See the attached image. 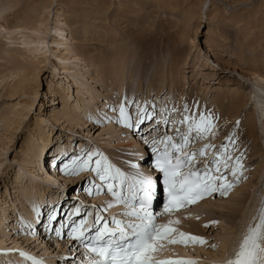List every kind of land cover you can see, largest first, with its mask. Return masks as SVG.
Returning <instances> with one entry per match:
<instances>
[{"label":"rangeland","instance_id":"obj_1","mask_svg":"<svg viewBox=\"0 0 264 264\" xmlns=\"http://www.w3.org/2000/svg\"><path fill=\"white\" fill-rule=\"evenodd\" d=\"M226 1L233 6L228 7L218 0L204 2L189 0L187 3L197 5L198 11L201 12L190 19L192 20L190 22L189 18L184 17L182 13L158 10L153 3L146 0H0V16L9 17L7 18L9 22H1L0 18V23L3 25L10 26L19 20H26L24 17L17 16V13L36 8L41 16L50 18L49 27L61 28L63 26L60 25L67 22L68 25L63 27L65 31L63 35L70 33L69 28L79 30L80 35L85 33L89 41L96 42L98 45L85 51L83 56L81 55L83 60L80 61V56L77 60L74 59L73 54L63 53L67 50V40L61 36L62 31H53L47 40L51 42L60 40L64 43L61 45L58 42H55L56 45L51 43V50L46 60L38 56L33 64L34 60L32 61L30 53L27 54L28 56L19 54L16 59L19 65L17 66V63L9 61V56L3 55L5 59L0 58V144H7L6 150L0 146V235L2 236L0 237L4 240L0 243V264H16L14 257L18 254V250L23 248L58 264H77V257L67 250L62 241L44 240L40 233H37L36 237H30L31 235L25 234L27 230L16 228L9 231L12 232L8 234L10 238H4L2 235L1 226L7 219L10 224L18 216V220L21 218L24 224L31 223L30 215L35 203L33 204L30 200L34 197L26 199L25 207L20 204L21 197H18L15 189L18 186L15 181L18 182V180L19 188L26 185L31 188V183L37 188L39 186L36 184H41L40 194L42 192L44 194L38 201L43 200L44 208L51 199H59L69 207L77 206L85 209L93 207L97 199H91L86 188L92 179L95 181L96 174H93L91 170L76 175H66L64 172L58 178L56 174L62 172V160L51 175L52 170L47 162L50 155L61 150L58 154L60 153L63 158L66 152L67 156L64 159L67 160L68 157H81L90 150L102 153L111 162L120 164L130 175L138 170L147 169L142 165L148 158L142 161L140 159L141 162L137 160L136 163L139 165L137 169L131 166L135 163L133 160L135 153H138V148L141 149L142 142L138 136L142 130L141 127L127 128L119 123L115 119L118 111H113L111 106L118 109L119 105L127 99L134 118L135 104L138 103L142 106L145 104L156 106L160 113L156 119L166 114L164 109L167 108L170 113H173V119L179 120L184 114L185 106L195 113L200 110L201 105H217L216 99L220 98V93L241 87L240 90L248 100L246 106L237 115L238 117L230 116L229 120L223 121V116L228 117L227 111L230 112L229 102L227 103L229 98H226L220 117L222 121L216 124V135L196 140L197 146L193 143L194 145L189 149L193 150L194 147L199 149L207 143L215 145L216 147L210 149L205 157H197L200 162H203L212 158V154L219 150L221 145L229 143L227 137L233 136L236 150L233 151L229 146V152L233 156L243 153V170L238 173V178L228 175V179L234 182V187L228 191L227 195L218 193L207 200L211 203H208L204 209H199L198 212L191 210L193 214L183 215L181 219L188 220L187 226H173L179 231L204 237L206 243L185 245L168 244L165 241V247L160 251H172L178 254L179 260L192 259L198 262L211 260L214 264H225L232 258L243 238L244 234L241 235V233L245 225L255 215L260 198L264 197V121L263 117L259 119L262 108L258 106V97L264 94V80L261 81L257 77V75L264 76V0ZM49 3L53 4L47 10ZM127 3L131 6L122 7ZM95 4L98 5L99 13H95ZM215 5L220 7L222 13L226 15H224L226 18L222 17L219 22L209 19L216 12L213 9ZM120 9H124L125 13H121ZM22 24L25 23L22 22ZM212 30L216 31L213 36L215 43L210 42ZM96 33H104V42L98 43L101 39H95ZM13 41L11 48L21 49L24 46L18 39ZM1 44H4L3 47L6 49V43L1 40ZM59 49L60 51H57ZM92 49L94 51H91ZM111 51L127 54L130 58L126 64L127 70L129 73L133 72L134 80L140 84L139 88L137 85L127 88L129 77L122 86V90L118 88L120 83L113 84L112 69L109 66L118 56L113 55ZM99 53H105L103 57L111 59H100L101 63L95 65L94 62L96 58L98 59L96 56H99ZM184 57V63L176 62L180 66L179 70L175 71V75L170 70L173 67L172 63L175 59ZM204 60L207 63L206 71L212 76L201 78L202 74L199 75L201 71L198 66ZM129 64L133 65V70ZM21 65L25 66L26 72L31 71L28 80L30 85L14 84L13 79L20 73ZM64 66L68 68V71L63 73L61 68ZM148 69L154 72L157 69V74L161 77L156 83H150L153 77L150 72H146ZM73 78L77 79L78 86L83 89V92L85 87L89 88V98L88 96L84 98L79 93L80 88L77 89L78 86L74 84ZM12 85L16 89L9 92ZM156 86L161 87L158 89ZM255 91L260 95L256 97ZM196 92L198 101L196 108H193L189 97ZM66 102L67 105H65ZM31 104L33 106L27 109ZM65 107L66 115L61 118L60 113ZM214 107L210 110L216 118L218 115ZM172 109L177 111L172 112ZM95 112L99 113L97 119L92 116ZM252 112H255L257 118L253 140L249 139L251 142L238 140L236 131L241 124L240 120L249 117ZM73 116L77 118L74 117L75 120L69 122L68 118ZM83 120L85 122H82ZM180 127L181 131L186 130V126ZM31 132L34 133L25 147L26 154L19 153ZM23 154L27 160L20 164L18 157ZM53 184L62 186L64 190L53 188ZM14 199L17 202H13ZM15 207L18 214L13 211ZM209 214L213 217L209 218L211 217ZM35 216L37 220V214ZM170 216L159 219L162 222H168V220L175 221L174 219L177 220L179 217L167 220ZM211 221H218V223L211 224ZM173 235L178 238V233Z\"/></svg>","mask_w":264,"mask_h":264},{"label":"snow or ice","instance_id":"obj_2","mask_svg":"<svg viewBox=\"0 0 264 264\" xmlns=\"http://www.w3.org/2000/svg\"><path fill=\"white\" fill-rule=\"evenodd\" d=\"M129 104L130 102L125 99L118 109L111 106L113 111H118L115 119L127 128H140L146 122L154 121L150 134L157 132V136L151 139L141 137V140L154 154L152 168L156 176L144 172L130 175L99 152L88 151L84 156L72 159L70 163L64 165L65 174L76 175L88 170L94 172L103 183L93 184L90 194L99 193L102 188L106 189L114 199L109 201L102 211L107 212L114 204H123L125 205L123 216L126 219L113 216L111 223L114 226L110 227L108 218L98 213L94 216L93 212L89 211L85 218L72 224L68 235L83 245V255L87 259V264H198V261L192 259H158V253L165 247L164 241L168 244L185 245L207 242L204 237L185 233L173 227V224H179V220H169L166 224L157 223V216L150 207L157 194L158 184L162 180L167 196V204L161 215L178 212L181 208L215 192L227 195L234 187V182L228 179V175L238 178V173H241L244 167L243 153L233 156L229 152V146L233 151L236 150L234 137L229 136L227 137L229 143L221 145L220 149L212 154V159L205 161L202 168H198L197 164L200 161L197 157H205L208 151L216 146L207 143L199 149H187L196 140L216 135V118L211 112L200 113L197 110L193 113L185 106L184 114L179 120L170 119L167 115H161L160 119H156L160 115L156 106L147 104L142 106L136 103L134 118ZM167 111L165 108L164 112ZM175 111L177 110L172 109V112ZM162 124L175 125V134L160 130ZM180 126H186V130L181 131ZM176 137H179V142ZM94 157L98 158L93 160ZM131 166L133 169L139 168L135 163ZM35 211L37 216L41 215L40 207L37 206ZM80 212L81 209L76 208L72 215H79ZM57 215L58 210L52 209L48 220L55 221ZM72 215H69L66 223H62L60 228L54 230L57 237L63 235V230L67 223L71 222ZM210 223L216 224L218 221ZM93 229L95 233L90 235ZM174 233H178V238L173 235ZM20 254L32 260L33 264H45L42 259L32 257L28 253ZM80 264H85V261L81 260ZM225 264H264V206L259 210L258 216L253 218V223L248 226L234 256Z\"/></svg>","mask_w":264,"mask_h":264},{"label":"bare ground","instance_id":"obj_3","mask_svg":"<svg viewBox=\"0 0 264 264\" xmlns=\"http://www.w3.org/2000/svg\"><path fill=\"white\" fill-rule=\"evenodd\" d=\"M96 1V0H95ZM147 2H150V3H153V5L158 9V10H161V9H165V10H169V11H174V12H180V13H182L183 14V16L184 17H188L189 18V20L190 19H193L196 15H199L201 12H199L198 11V6L197 5H190V3H187L189 0H146ZM201 2H204L205 0H200ZM219 2H221L223 5H226V6H228V7H231V6H233L230 2H228V1H226V0H218ZM44 2V1H43ZM51 2V1H50ZM71 2V1H70ZM131 2V1H130ZM200 3V2H199ZM4 4V3H3ZM45 4V3H44ZM52 4L53 3H49L48 5H47V10L48 9H50L51 7H52ZM101 4H103V3H101ZM196 4V3H195ZM42 5V4H41ZM40 5V6H41ZM44 6V5H43ZM98 5L97 4H95V6H94V8H95V13H99L97 10H98V7H97ZM125 6H128V7H130L131 5L129 4V3H127V5L126 4H123L122 5V7H125ZM102 7H103V10L105 9L104 8V6L102 5ZM38 8H39V6H38ZM42 9V8H41ZM201 9V8H200ZM213 9L216 11V12H214V14L212 15V16H210L209 17V19L210 20H214L215 22H219V21H221V18L222 17H224V13H222V11L220 10V7H218V6H214L213 7ZM121 13H125V10L124 9H120L119 10ZM137 11H139V10H137ZM46 12V11H45ZM17 16H21V17H24V19H26V20H19V21H17V23H13V24H11L10 26L9 25H7L6 26V24L5 25H3V23H0V33H1V38H0V58H3V59H5L4 57H3V55H6V56H9L10 58V60L9 61H12L13 63H17V61H16V59H18L17 58V56H19V54H22V56L23 55H26V56H28L27 54L28 53H30L32 56V61H33V64H34V62L36 61V59H38V56H40V57H44V59L46 60L47 58H48V56H47V54H48V52H49V50H51L50 49V44L52 43V44H54V45H56L55 44V42H58V44H63L64 42H61L60 40H54L53 42H51V41H48L47 40V37H49V36H51V33L53 32V31H56V32H58V31H62V34H61V36L62 37H64L65 39L64 40H67V45H66V48H67V50L66 51H63V53L64 54H66V53H70V54H73V56H74V59H80V61L81 60H83V58L81 57V55L83 56V54H84V52L86 51L87 52V50H90V48H93V46L94 45H97V43L96 42H93V41H89L90 39H87V35H85V33H81V35H80V32H79V30H72L71 28H69L71 31H70V33H68L67 35L66 34H64L63 35V33H65V31H64V29H63V27H64V25H66L67 24V22L66 23H62L60 26H63V27H61V28H53V27H49V23H50V18H48V17H43V16H41V13L39 12V11H37L36 10V8H31V9H29V10H26V11H20L19 13H17ZM64 16V15H63ZM226 16V15H225ZM0 18H1V22H3V21H6V22H9V19H7V18H9V17H7L6 15H3V16H0ZM224 18H226V17H224ZM207 19H208V17H207ZM64 20V19H63ZM189 20H186V21H189ZM231 21V20H230ZM22 22H24L25 24H22ZM190 22H192V20H190ZM45 23H46V25H45ZM61 23V22H60ZM74 24V23H73ZM191 24V23H190ZM68 25V24H67ZM106 26V25H105ZM61 29V30H60ZM215 33H216V31H211V34H212V39H211V41L210 42H214L215 43V41H214V39H213V36L215 35ZM6 34H9L10 36H7ZM7 36V37H6ZM66 36V37H65ZM69 36V37H68ZM104 37H105V35H104V33H96L95 34V39L96 40H99V39H101L100 41H98V43L100 42V43H102V42H104L103 40H104ZM89 38V37H88ZM16 39H18L19 40V42H20V44H23L24 46L23 47H21V49H19V48H11V45L14 43V41L13 40H15L16 41ZM1 40H2V42L4 41L5 43H6V45H7V47H6V49H4L5 47H3L4 46V44L2 45L1 44ZM5 45V46H6ZM98 46V45H97ZM101 46V45H100ZM118 50V49H117ZM53 51V50H52ZM57 51H60V49L59 50H57ZM56 51V52H57ZM91 51H94V49H92ZM90 51V52H91ZM114 51H116V50H114ZM114 51H111V52H113V55H115V56H118V58L115 60V61H113V63L111 64L112 65V67H111V65L109 66L111 69H112V78L114 79V80H112L113 81V84H115V83H120V86L118 87L119 88V90L122 88V86L124 85V83L126 82V80L127 79H129L130 78V81L128 82V87L127 88H129V87H131V85H137L138 87L137 88H139L140 86V84H139V82L138 83H136V81L134 80V75H133V72H128V70H127V66H126V64H127V62L128 61H130V58L127 56V54H125V55H123V53H121V52H114ZM24 52V53H23ZM36 52V53H35ZM62 52V51H61ZM109 52V51H108ZM35 54V55H34ZM103 54H105V53H99V56H96V57H98V59L96 58V61L94 62L95 63V65L96 64H100L101 63V61H100V59H105L106 57H103ZM106 55V54H105ZM109 55H111V53L109 52ZM109 55H107V57L109 56ZM78 56H80V58H78ZM21 57V56H20ZM29 58V57H28ZM84 58H85V56H84ZM30 59V60H31ZM107 59H111V58H107ZM107 59H105V60H107ZM114 59V58H113ZM112 59V60H113ZM21 60V59H20ZM23 60V59H22ZM63 60V59H62ZM86 60V59H85ZM95 60V59H94ZM183 60L185 61V57L184 58H180V59H175V62L174 63H172V69H170L171 70V72H174V74H175V71H177V70H179V64H177L176 62H183ZM31 61V62H32ZM82 63V62H81ZM93 63V64H94ZM184 63V62H183ZM92 64V63H91ZM207 63L205 62V60L203 61V62H201V64L198 66V68H199V70L201 71V72H199V75H201V78L202 77H204V78H206L207 76H212V74H210V73H208L206 70H207ZM17 66H19L18 65V63H17ZM16 66V67H17ZM22 66V68L21 67H19V68H21V70H20V73L18 74V75H16V78H14L13 79V81H15L14 82V84H19L18 86H23V85H25L26 86V84H29V82L30 81H28L30 78H29V75L31 74L30 72L31 71H28V72H26L27 70L26 69H24L25 68V66L24 65H21ZM129 66H130V68L133 70V65L132 64H129ZM170 66V65H169ZM189 67V66H188ZM105 68V67H104ZM168 68V67H167ZM170 68V67H169ZM62 69V71H63V73L64 72H67L68 71V68L66 67V66H64V67H62L61 68ZM209 69V68H208ZM105 70V69H104ZM152 70V69H151ZM169 70V69H168ZM202 71H204V72H202ZM206 71V72H205ZM146 72H150V74H151V77H153V80L150 82V83H152V82H154V83H156L157 81H158V79H160V77L161 76H158V74H157V69L155 70V72L154 71H149V69L146 71ZM99 74V73H98ZM153 74V75H152ZM173 74V73H172ZM254 74V73H253ZM147 75H149V74H147ZM176 75V74H175ZM263 75V74H262ZM4 76V75H3ZM172 76V75H171ZM129 77V78H128ZM257 77L261 80V81H263L264 80V76H261V75H257ZM74 78H75V76H74ZM73 78V79H74ZM3 80H4V78H3ZM74 84H76V86H78V84H79V82H77V79H74ZM112 84V85H113ZM30 85V84H29ZM159 85V84H158ZM197 85V84H196ZM253 85V84H252ZM28 86V85H27ZM245 86V85H244ZM254 86V85H253ZM150 87V86H149ZM159 87H161V86H156V88H158V89H160ZM22 88V87H21ZM80 88V89H79ZM240 88L241 87H239V88H233V89H230V91H228V92H223V93H220L221 95H220V98L219 99H216V100H218L217 101V105H214V106H212V105H210V104H208V105H201L200 106V110H199V112L200 113H205L204 111H207V112H211L212 113V111L210 110V108L213 110V107H214V110H215V112H216V115H218V117L216 116V124H219V122L220 121H222V119H220V117L222 116V109H223V106H224V103L226 102V98H229V100L227 101V103H228V107L230 108V112H228L227 111V115H228V117H224L223 116V121H226L230 116H237L241 111H242V109L246 106L245 104L247 103V96L243 93V91H241L240 90ZM252 88H254V87H252ZM257 88V87H256ZM16 88H14L13 87V85L12 86H10V89H9V92L10 91H13V90H15ZM77 89H79L78 91H79V93H81L82 95H83V97L85 98L86 96H88V94L90 93V90H89V88L88 87H85V92H83L82 90V88L81 87H77ZM196 89V88H195ZM23 90H24V88H23ZM22 90V91H23ZM113 90V89H112ZM122 90V89H121ZM139 90V89H138ZM263 90V89H262ZM114 91H115V89H114ZM133 91V90H132ZM197 91V90H196ZM257 91V90H256ZM254 92V95L257 97V96H259L258 95V93L257 92ZM175 92V91H174ZM253 92V91H252ZM197 95V92L196 93H192L191 95H190V103H192V101H193V103H195V104H197V99H198V95ZM91 97V96H90ZM87 98H89V96L87 97ZM255 98V97H254ZM257 99V98H256ZM259 99V100H258ZM258 101H259V105L258 106H261V108H262V112H261V115L260 114H258V115H260V117H259V119H261L262 117H263V113H264V94H262L260 97H258ZM256 100V102H258ZM252 102V101H251ZM230 104V105H229ZM65 105H67V102L65 103ZM198 105H199V103H198ZM33 106V104H31V105H29L28 107H27V109H29L30 107H32ZM67 107V106H66ZM66 107L63 109V111L60 113V116L59 117H64L65 115H66ZM192 108V107H191ZM196 108V107H195ZM198 108V107H197ZM194 110H196V109H194ZM75 111V110H74ZM224 111V110H223ZM64 112H65V114H64ZM73 112V111H72ZM196 112V111H195ZM194 113V112H193ZM256 114H255V112H252V114H250L249 115V117H247V118H242V120H240L241 121V124H239V126H238V129H237V131H236V138L238 139V140H245V141H248L249 139H252L253 138V134H254V132H255V128H256V122H257V118H256V116H255ZM92 116H93V118L94 119H97L98 117H99V113L98 112H95V113H92ZM215 116V115H214ZM77 118L76 116H73V117H70V118H68V121L70 122H72V121H74L75 120V118ZM96 117V118H95ZM238 117V116H237ZM60 118V119H61ZM87 117H85V119H86ZM231 119V118H230ZM229 120V119H228ZM13 122V121H12ZM82 122H85V120H83ZM74 123V122H73ZM72 123V124H73ZM224 123V122H223ZM226 123H228V122H226ZM239 123V122H238ZM12 124V123H11ZM10 127H11V125H9ZM14 126V125H13ZM21 126V125H20ZM20 126H19V128H20ZM12 128V127H11ZM237 128V127H236ZM15 129V128H14ZM15 130H18L17 128L15 129ZM33 133L34 132H31V134L29 135V137L27 138V139H25V141H24V143H23V145H22V148L20 149V152L19 153H24V154H26V152H25V147L28 145V142H30V140H31V136L33 135ZM33 137V136H32ZM237 139H236V141H237ZM253 140V139H252ZM250 141V140H249ZM248 141V142H249ZM251 142V141H250ZM6 143H2V144H0V146L1 147H3L5 150H6ZM239 145V144H238ZM197 146V145H196ZM243 146V145H242ZM195 149H196V147H194ZM238 148V147H237ZM240 148V147H239ZM244 148V147H243ZM61 149V148H60ZM241 150V149H240ZM239 150V151H240ZM244 150H246V149H244ZM243 150V151H244ZM61 151V150H60ZM60 151H58V152H60ZM24 154L23 155H21V156H19L18 157V161L20 162V164H23L27 159L26 158H24L25 156H24ZM60 154V153H59ZM62 158V157H61ZM145 159H147V157H144V158H142L141 159V161L142 160H145ZM134 160V159H133ZM140 161V162H141ZM122 171H123V169L122 168H120ZM18 179V178H17ZM59 182L61 181V178H60V180H58ZM15 183H18V186L15 188L16 189V192L18 193V197H21L20 198V204H22V206H24L25 207V205H26V203H25V201H26V199H28L29 197H34V198H32V200H30L33 204L35 203V208L38 206L37 205V201H38V199L40 198L41 199V197H43V192H42V194H40V185L41 184H36V185H38L39 187H33V185H32V183H31V185H30V187L31 188H29L28 186L29 185H26V186H23V187H21V188H23V190H21V188H19V184H20V182H19V180H18V182H16L15 181ZM263 193H264V189H263ZM40 195V196H39ZM211 199V198H210ZM37 200V201H36ZM30 201H28V202H30ZM208 203H211V202H209V201H203V202H201L200 203V205H198L197 206V208L195 209V210H193V211H195V212H198V210L200 209V210H202V209H204L205 208V206H207L208 205ZM263 203V202H262ZM38 204H39V201H38ZM216 205V204H215ZM111 209V211H115V210H118L119 209V207L118 206H116V205H113V207H111L110 208ZM211 210V209H210ZM193 211H190V213L189 212H181V213H177V214H171V216L170 217H168L167 218V220L168 219H173V218H175L176 216H179L178 217V219L177 220H179L180 222H179V224H173L174 226L175 225H177V226H187L189 223H188V220L187 219H181L182 218V216L183 215H186L187 213L188 214H193ZM256 211V210H255ZM206 213H209V212H206ZM259 213V212H258ZM36 213L34 212V214H32V215H30V218L33 220V222H34V220H35V218H36ZM209 216H211V217H209V218H212L213 216L212 215H210L209 214ZM256 217V216H255ZM7 218V217H6ZM209 218H207V219H209ZM206 219V220H207ZM30 220V219H29ZM174 220H176V219H174ZM211 220V219H210ZM19 221H22V219L20 218L19 219ZM169 221V220H168ZM33 222H32V224H33ZM162 223H164V224H166L167 223V221H163ZM172 225V226H173ZM1 236V235H0ZM2 237V236H1ZM0 237V243H2V242H4V240L2 239ZM31 240V239H30ZM1 246H3V245H1ZM238 248V247H237ZM226 251V250H225ZM17 263L18 264H22L18 259H17Z\"/></svg>","mask_w":264,"mask_h":264}]
</instances>
